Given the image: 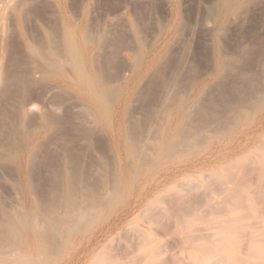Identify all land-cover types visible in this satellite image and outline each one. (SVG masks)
I'll use <instances>...</instances> for the list:
<instances>
[{
    "label": "bare ground",
    "instance_id": "1",
    "mask_svg": "<svg viewBox=\"0 0 264 264\" xmlns=\"http://www.w3.org/2000/svg\"><path fill=\"white\" fill-rule=\"evenodd\" d=\"M28 1L0 0V264H48L53 250L64 246H70L64 264L86 262L88 254L94 257L92 264H213L220 258H215L214 246L223 238L224 223L226 233L241 232L242 221L236 220L237 226L225 217L243 202L239 181L233 177L241 173L236 168L251 161L241 164L224 151L230 150L227 146L236 135L239 141L232 152L244 149L264 129V52L251 65L241 62V35L251 38L264 28V1L205 0L198 7L190 4L198 8L193 13L190 0H171L166 3V23L151 42L148 29L136 21L91 24L84 18L87 11L84 20H64L63 6L56 8L60 20L52 18L55 22L50 24L34 16L38 22L29 24L33 16ZM60 2L64 5L65 0ZM199 48L200 54L209 55L210 64L201 76L196 75ZM188 83L193 86L189 92L183 90ZM216 89L219 102L214 100ZM204 146L210 149L196 166L219 164L239 172L223 168L214 173L218 178L204 185L193 174L177 180L181 158ZM257 150L264 154V143ZM262 157L251 169L264 166ZM4 166H12V174H6ZM36 166L51 167H45L50 187L38 188ZM82 166L117 169L102 184L105 176L92 182ZM250 174L257 186L264 180V167ZM230 180L236 187L228 186ZM19 184L25 188L23 204L18 201ZM220 194L221 201L216 198ZM128 197L120 215L107 226L113 231L128 218L143 223L125 227L123 246L113 249L106 244L94 256L95 234L87 242L62 239ZM195 223L203 227L195 228ZM166 236L173 238L172 244L156 243ZM249 249L244 253L236 248L243 253H237V264L253 261L246 262Z\"/></svg>",
    "mask_w": 264,
    "mask_h": 264
},
{
    "label": "rangeland",
    "instance_id": "2",
    "mask_svg": "<svg viewBox=\"0 0 264 264\" xmlns=\"http://www.w3.org/2000/svg\"><path fill=\"white\" fill-rule=\"evenodd\" d=\"M168 1H170V2H168ZM173 1V0H172ZM186 1H188V0H186ZM207 1V0H206ZM205 0H190V2L188 1V5H189V7H190V9L192 10V8L194 9V7L197 5V7L199 6V4L201 3V2H206ZM264 1V0H263ZM28 2H30V6H29V8H32L33 9V7H34V11L32 10V9H29V10H31L30 12H32L31 13V16H33L32 18V20H28L27 21V23L29 22V24H34L33 22H31V21H35L36 23L38 22V21H36L37 20V17H38V20H39V18H40V20L42 21V19H43V21L44 20H46V22H48L49 23V21H53V22H55V21H57V20H60L61 18H60V16H59V10L58 9H56V8H62V6H63V10H61L62 11V18L64 19V20H73V21H75L76 19L77 20H84V18H85V21H88L89 20V22L91 23H93V24H95V23H99V21H101V22H103V23H110V22H108V21H111V23H120V24H132V22H138L139 23V25H145V27L148 29V35L146 36L147 38L149 37V39H147V41L148 42H151L152 41V37H153V39L156 37V35H157V32L161 29V28H159V27H163L164 25H165V23H166V16H165V14H166V5L168 4V3H171V0H65V2H64V5H62L61 4V2H60V0H30V1H28ZM52 2H53V4H52ZM60 2V3H59ZM138 2H139V4H138ZM167 3V4H166ZM263 3V2H262ZM138 6H137V5ZM190 4H194V5H191L190 6ZM261 5H263V4H261ZM144 6V7H143ZM150 6V7H149ZM256 6H257V4H256ZM52 7H53V10H54V8L56 9V10H58V11H56L55 10V12L52 10ZM157 7V8H156ZM254 7V6H253ZM253 7H251L252 9H254ZM28 8V7H27ZM65 8V9H64ZM69 8V9H68ZM90 8V9H89ZM27 10V9H26ZM35 10H36V12H35ZM90 10H91V12H90ZM147 10V11H146ZM197 10H198V8L196 9H194V11H193V13H197ZM50 11V12H49ZM71 11V12H70ZM86 11H87V13H86ZM137 11V12H136ZM144 11V12H143ZM149 11H150V13H149ZM28 13H29V11H27ZM41 12H42V14H41ZM44 12H45V14H44ZM54 12V13H53ZM58 14H57V13ZM83 12V13H82ZM141 12V13H140ZM143 12V13H142ZM152 12V13H151ZM53 13V14H52ZM72 13H74V16H73V14ZM87 15H86V14ZM134 13V14H133ZM35 14V15H34ZM50 14H52V15H50ZM54 14H57V17H56V15H55V17H54ZM63 14H64V16H63ZM89 14H91V15H89ZM158 14H159V16H158ZM79 16V17H76V16ZM81 15V16H80ZM84 15H86V17L84 16ZM144 15V16H143ZM28 16H29V19H31L30 17V13L28 14ZM34 16H37V17H34ZM45 16H47V17H49V16H52L51 18L49 17V18H47V17H45ZM83 16H84V18H83ZM89 16V17H88ZM140 16V17H139ZM148 16V17H147ZM41 17H42V19H41ZM89 19H88V18ZM152 17V18H151ZM163 17V18H162ZM28 18V17H27ZM47 18V19H46ZM52 18H54V20L52 19ZM56 18V19H55ZM57 18H59V19H57ZM87 18V19H86ZM132 18H133V21H132ZM108 19V20H107ZM39 20V21H40ZM160 20H162V23H163V21L165 22V23H163V24H161L160 25ZM52 21L50 22V24L52 23ZM115 21V22H114ZM119 21V22H118ZM154 21V22H153ZM45 22V21H44ZM125 22V23H124ZM135 22V23H136ZM140 22H141V24H140ZM142 22H143V24H142ZM151 22V23H150ZM91 23V24H92ZM146 23V24H145ZM153 24V25H152ZM246 25H247V23H245V25H244V29H243V31H245L246 30ZM144 27V26H143ZM153 27H155V28H153ZM146 29V30H147ZM154 29V30H153ZM259 30H260V32H259ZM258 30V32H257V34H252V37L250 38V36L249 35H247L246 34V36H244L245 35V33L244 34H242L241 35V37H242V39L241 40H243V41H241L242 42V45H243V47H244V54H243V56H241V62H244V64L243 63H241L240 65H245V64H252L254 61H256L257 59H258V57L260 56V54L262 53V52H264V28L263 29H259ZM153 31V32H152ZM151 32V33H150ZM156 33V35H153V34H155ZM254 36H256V37H254ZM244 38V39H243ZM246 38V39H245ZM256 38V39H255ZM151 39V40H150ZM257 40V41H256ZM252 41V42H251ZM248 42V43H247ZM248 44H250V45H248ZM262 44V45H261ZM258 45V46H257ZM255 46V47H254ZM262 46V47H261ZM248 49H247V48ZM263 50H261V49ZM246 49V50H245ZM259 49V50H258ZM250 52H249V51ZM199 51H201V49L199 48L198 49V52ZM197 52V56H196V62H199L198 64H199V66H198V74L196 73V75L197 76H201V74L203 75V73L202 72H204V73H206L207 71H208V69H209V55L206 53H204V51H203V53L205 54L204 56H203V54H200L201 52H199L198 53ZM247 53V54H246ZM208 55V56H207ZM246 56V57H245ZM199 57V58H198ZM207 57V58H206ZM204 58V59H203ZM244 58V59H243ZM248 58H250V60H249V62H248ZM198 59V60H197ZM247 60V62H246V60ZM206 62H204V61ZM208 60V61H207ZM244 60V61H243ZM200 61L202 62V63H200ZM246 62V63H245ZM208 63V64H207ZM203 64V65H202ZM206 66H205V65ZM202 66V67H201ZM205 67V68H204ZM206 67H207V69H206ZM243 67V66H242ZM204 70H206V71H204ZM201 71V72H200ZM200 72V73H199ZM189 84V85H188ZM186 86H185V88L183 89V90H185V91H190L191 89H192V84H190V83H188ZM189 89V90H188ZM215 90V89H214ZM218 89H216V91H217ZM215 91V93H214V100H216V101H218L219 102V96H220V93L217 91L216 92ZM218 100H217V99ZM147 103L148 104H150L149 103V101H147ZM147 103L145 102L144 103V105L146 104L147 105ZM145 105V106H146ZM224 105V104H223ZM150 106V105H149ZM148 105L146 106V107H149ZM219 107H221V105L219 106ZM223 109H224V106L222 107ZM222 108H220V109H222ZM252 119V118H251ZM253 120L254 119H252V122H253ZM251 125L252 124H250L249 126L251 127ZM249 126H248V128H249ZM247 127L245 128V130L246 129H248ZM261 131H263L264 132V129H262V130H260L258 133H256V134H254L253 135V138H251V139H253V140H250L249 142H248V144H246V145H244V149H241V150H235L234 152H232V150H233V146H235V145H237L238 144V141H239V138H237L238 139V141H236L237 139H235V137L236 136H239V135H236L233 139H231V142H232V140L234 141V142H232L229 146H227V147H231L230 148V150L229 151H224V153L225 154H229V153H232V154H230V156H232V158L235 160V159H237L238 161H240L241 162V164L243 163V162H245L246 160H251L252 161V164H251V161H250V163H249V161L247 162H245V163H247V164H245V166H241V168H240V166H237V168L236 169H238L241 173H237V172H239L238 170H236V169H232L233 167L231 166V168L229 167V166H219V164L218 165H215V166H210V167H208V166H205V167H207V168H205L204 166H196V164H198V163H200V161L202 160L201 158V156H205V153H207L208 151H209V149H210V147L209 146H204V147H201V148H198L197 150H195L194 152H192V153H190V154H188V155H186V156H184L183 158H181V161H180V163H178V165L177 166H179V172H180V174H179V177L178 178H176L177 180L179 179H181L182 177H184V176H186L187 174H193L192 176H196V178L198 179V182L201 184V185H204L205 183H212V181L214 180V179H216V178H214V176H216L214 173H222V171H223V168L224 169H226V167H227V169L226 170H232L233 172H235V173H237V174H239V175H237V174H234V176L233 177H235L236 176V178H234V179H236V181L238 182L237 184L240 186L239 188L241 189L240 190V194L242 193L243 194V196H242V201L243 202H240L238 205H237V207L235 208L234 207V209L233 210H235V211H232L231 213H230V215L228 214V215H226V217H225V221L226 222H232V223H234V222H236V223H234V225H237L238 226V221L240 220V221H245V224L244 223H242V222H240V225L238 226V227H240V231L241 232H239L238 233V235L240 236V239L238 238L239 236H237V234H234V235H232L231 233H226L227 231H226V229H225V227L227 228L228 227V225L226 226V223H224L225 225V227H224V229H225V231H224V229H223V232H224V234L222 233V236H223V240H225V241H223L222 239H220L221 241H219L215 246H214V248H215V250H214V252H216V255H215V258H216V256L218 255V257H220V258H216L215 259V261H213V264L215 263V264H219L220 262H222V264L224 263V264H237L235 261L237 260V258L240 256L239 254H243L242 252H244L245 253V249H248V248H250L249 249V251H248V256H246V262H247V260L250 262L251 260H253V261H251L250 263L251 264H264V240H262V239H264V212H263V207H264V185L262 184V183H264V180L263 181H257L258 183H259V185H257V186H255L254 184H252L251 183V179H252V177H253V175L252 174H250V170H253V169H255L256 167L258 168H263L264 166H254V168H252L251 169V167H253L252 165H253V163L255 162H257L256 164H260V159L262 160L263 159V157H262V155H264V154H262L261 152H259L258 150H257V147L259 148V147H261L262 145H263V143H264V134H263V132H261ZM251 137V136H250ZM256 137V138H255ZM259 138V139H258ZM260 138H261V140H260ZM235 139V140H234ZM259 142H257V141ZM253 141V142H252ZM245 142H246V138H245ZM253 144H252V143ZM263 142V143H262ZM259 145H258V144ZM260 143H262V145L260 144ZM235 144V145H234ZM256 144V145H255ZM249 145H250V147H249ZM247 146V147H246ZM256 146V147H255ZM249 147V149H247ZM252 147H253V149H252ZM228 152V153H227ZM238 152H240L241 154L239 155L238 154ZM235 155V156H234ZM203 156V157H204ZM236 157V158H235ZM199 159H200V161H199ZM259 159V160H258ZM193 160H194V162H193ZM254 161V162H253ZM254 163V164H255ZM193 166H192V165ZM244 164V163H243ZM249 164H251V166L249 167ZM185 165V166H184ZM191 166V169L189 168L190 166ZM214 165V164H213ZM8 167V168H7ZM4 166V171L6 170V174H7V172H8V170H10L11 172H10V174H12V169H14L12 166ZM40 167V166H39ZM38 166H36V168H37V172L36 171H34V178H37L36 180L34 179V182L36 183V184H38L37 186H38V188L39 189H43V188H45V187H50V178H51V175H50V172H49V170H45L47 167H49V166H42L43 168H39ZM46 167V168H45ZM83 168L85 167L87 170H89L88 171V175H90V176H92L91 178H92V182H94V180L96 181V180H100V178H102V177H104L105 176V178L104 179H101V180H103V182L102 181H99V182H101L102 184L103 183H105V182H107L108 180V178L110 179L112 176H113V174H114V172L116 171V169H117V166H90L89 168H88V166H82ZM96 167L98 168V169H96ZM184 167V168H183ZM195 167V168H194ZM234 167H236V166H234ZM245 167V168H244ZM248 167V168H247ZM12 168V169H11ZM49 168H51V167H49ZM93 168V169H92ZM197 168H201V171H200V169H197ZM203 168V169H202ZM243 168H244V170H243ZM250 168V169H249ZM35 169V168H34ZM45 171H44V170ZM48 169V168H47ZM91 169V170H90ZM94 169L96 170V171H94ZM36 170V169H35ZM43 170V171H42ZM99 170H100V172H99ZM183 170V171H182ZM190 172H189V171ZM14 171V170H13ZM99 172V174H100V176H99V174H98V172ZM243 171V172H242ZM92 174H91V173ZM97 174H96V173ZM103 172V173H102ZM104 172H105V174H104ZM182 172V173H181ZM197 172V173H196ZM201 172V173H200ZM5 173V172H4ZM37 173V174H36ZM44 173V174H43ZM47 173V174H46ZM200 173V174H199ZM9 173H8V175H10ZM36 174V175H35ZM38 174H40V176L38 175ZM101 174H103V175H101ZM185 174V175H184ZM213 174V176H211ZM46 175H49V176H47L48 178H46L45 176ZM96 175H98L97 177H96ZM181 175V176H180ZM183 175V176H182ZM200 175H203V178H204V180H206V181H203L202 182V176H200ZM206 175V176H205ZM37 176V177H36ZM39 176V177H38ZM93 176H94V178H93ZM108 178H107V177ZM207 176H210L209 178H211V179H208V177ZM240 176H243V177H247L245 180L243 179V177H240ZM217 177V176H216ZM219 177V176H218ZM217 177V178H218ZM38 178H39V180H38ZM98 178V179H97ZM107 178V179H106ZM240 178H242L241 180H240ZM43 179V180H42ZM238 179V180H237ZM40 180L42 181V183L40 182ZM249 180H250V182H249ZM38 181H39V183H38ZM46 181H47V183H46ZM242 181L244 182H246V183H244V184H242ZM7 182V181H6ZM6 182H4L5 184H6ZM45 182V183H44ZM229 182H231V183H229L228 184V186L229 187H231V185L230 184H234V181H232V180H230ZM256 182V183H257ZM40 183H41V186H39L40 185ZM236 183V182H235ZM257 183V184H258ZM260 183H261V185H260ZM209 185H211V184H209ZM236 185V184H235ZM234 185V186H235ZM238 185H237V187H238ZM243 185V186H242ZM246 185H247V187H246ZM252 185H254V188H253V186ZM5 186V185H4ZM45 186V187H44ZM234 186H232L231 188H233ZM250 186H251V188H250ZM260 186V187H259ZM8 187V184L5 186V188L6 189H8L7 188ZM236 187V186H235ZM257 189H256V188ZM262 187V190L260 189ZM18 188L20 189V190H18L19 192L21 191V193L20 194H22V195H20L19 193H18V197H19V199H18V201L20 200L21 201V199H22V201L21 202H19L20 204L22 203H24V201H25V196H24V194H25V192H23L24 191V187L22 186L21 187V185L19 184L18 185ZM24 188V189H23ZM252 190V191H251ZM261 190V191H260ZM257 191L259 192V193H257ZM250 192H252V193H250ZM256 192V193H255ZM253 193H254V195H253ZM261 193V194H260ZM245 195V196H244ZM252 195H253V197H252ZM262 195V196H261ZM21 196H22V198H21ZM222 196V197H221ZM224 194H220L219 196L217 195V197L216 198H218L220 201L221 200H223L224 199ZM260 196V197H259ZM226 197V196H225ZM244 197V198H243ZM254 197H255V200H254ZM257 197V198H256ZM258 198H260L259 200H258ZM217 199V200H218ZM244 199V200H243ZM218 200V201H219ZM260 200H262L263 201V203H262V201H260ZM125 201H127L126 202V204L129 202V197L128 198H125L124 199V204H122L121 205V203L117 206L116 205V207L113 209V210H111V211H107V210H104L105 211V213H104V211H101L100 212V214H98V216L96 217V220L97 221H95V219H93L92 221H90V223H88V224H85V226L84 225H82L81 227H78V229H80V231H78V230H75V231H73L72 233H70L69 234V232H68V234H66V235H63V237H62V239L63 240H75L76 241V239H77V241L78 240H83V241H86L87 242V240H90L91 238L90 237H92V238H94L95 237V235H96V240H95V245L93 246L95 249H97L96 251L97 252H95V254H94V256H96L97 254H98V252L103 248V246H105L106 244H108V245H110V247L111 248H118L119 246L121 247V246H123L124 245V243H125V240H123L122 238L124 237V235L126 234V231H125V227H127L128 225H130L131 223H132V225H136V226H139V225H142L143 223L141 222V221H132L131 220V218H128V219H125V220H123V222L121 221L120 223H118L119 225L118 226H115L114 228H116V229H112L113 231H109L108 232V228H107V226H109V224H111L112 222H114L116 219H117V217L120 215V213L119 212H121L123 209V207L126 205L125 204ZM244 201H245V203H244ZM257 202V205H256V203L255 202ZM241 203H242V205H241ZM58 205H59V203H57ZM246 206H247V209H244V207L246 208ZM260 206V207H259ZM117 207H119V208H117ZM257 207V208H256ZM259 207V208H258ZM239 208V209H238ZM54 209H56V208H54ZM237 209V210H236ZM241 209V210H240ZM257 209H258V211H257ZM261 209V210H260ZM118 210V211H117ZM239 210V211H238ZM56 211V210H55ZM117 211V212H116ZM260 211V212H259ZM237 212H239V213H237ZM263 212V213H262ZM99 213V212H98ZM110 213H112V214H110ZM260 215H259V214ZM110 214V215H109ZM235 216H234V215ZM44 214H40V217H42L43 219H45V217L43 216ZM116 215V216H115ZM233 215V220L231 219L230 220V216H232ZM239 215V216H238ZM259 215V216H258ZM102 218H101V217ZM107 216H108V218H107ZM229 216V217H228ZM238 216V217H237ZM253 216V217H252ZM255 216V217H254ZM258 216V217H257ZM226 218L227 219H229L228 221L226 220ZM235 218V219H234ZM241 218V219H240ZM105 219V220H104ZM106 219H107V221H106ZM109 219V220H108ZM114 219V220H113ZM102 220L103 221H105L104 223H103V225H102ZM236 220H238V221H236ZM132 221V222H131ZM260 221V222H259ZM99 222V223H98ZM248 222H250L251 224H252V226H251V224L250 223H248ZM259 222V223H258ZM140 223V224H139ZM230 224V223H227V224H230V226H233V224ZM242 223V224H241ZM94 224V225H93ZM195 224H197L198 225V227H197V225L195 226V228H201V227H203L202 225H199V223H195ZM201 224V223H200ZM250 224V225H249ZM102 225V226H101ZM255 227H254V226ZM257 225V226H256ZM261 225V226H260ZM88 226H90V228L88 227ZM94 226H96V227H94ZM106 226V227H105ZM263 226V227H262ZM83 227V229H81ZM104 228L103 229V231L105 232H103V233H100L99 232V230L101 229V228ZM254 227V228H253ZM256 227H258V228H256ZM261 227V228H260ZM88 228H89V230H88ZM97 228V229H96ZM100 228V229H99ZM107 228V229H106ZM124 228V229H123ZM230 228V227H229ZM253 228V230L251 231V229ZM256 228V229H255ZM85 229V230H84ZM106 229V230H105ZM254 229H255V231H254ZM259 229V230H258ZM88 230V231H87ZM94 230H96V231H94ZM185 230V228H183V229H181L180 231H184ZM247 230H249V231H247ZM261 230V231H260ZM91 231V232H90ZM93 231V232H92ZM242 231H244V233L242 232ZM246 231H247V233H246ZM257 231H259V232H261L262 233V231H263V234H255ZM248 232H251V234L248 236V237H246L247 235H248ZM255 232V233H254ZM88 233V234H87ZM90 233H91V236H90ZM206 234H208V233H210V231H206L205 232ZM240 233H241V235H240ZM258 233V232H257ZM85 234V235H84ZM92 234H93V236H92ZM95 234V235H94ZM105 234V235H104ZM110 234V235H109ZM252 234L254 235L253 237H252ZM71 235V236H70ZM73 235V236H72ZM100 235V236H99ZM259 235V236H258ZM260 235H261V238H260ZM82 236V237H81ZM99 236V237H98ZM104 236H106L107 237V239H106V237H104ZM126 236V235H125ZM237 236V237H236ZM255 236H257V237H255ZM262 236H263V238H262ZM79 237V238H78ZM88 237V238H87ZM102 237V238H101ZM101 238V239H100ZM231 238V239H230ZM242 238V239H241ZM244 238H245V241H244ZM248 238V239H247ZM249 238H250V240H249ZM251 238H252V242H251ZM259 239V240H255V239ZM86 239V240H85ZM112 240V241H111ZM229 240H232V242L231 241H229ZM262 240V241H261ZM109 241V242H108ZM246 243V245H245V243ZM98 242V243H97ZM105 242V243H104ZM224 242L226 243V244H224ZM231 242V243H230ZM237 242V243H236ZM240 242L241 243H243V244H241V246L242 247H240ZM104 243V244H103ZM156 243H160V244H162V246H169L170 244H172L173 243V238L171 237V236H166V237H163L162 238V240H158ZM223 243V244H222ZM229 243V244H228ZM99 244H100V246H99ZM103 244V245H102ZM228 244V245H227ZM235 244V245H234ZM224 245V246H223ZM225 246H226V248H225ZM232 247V248H230V247ZM235 246H236V248L237 249H240V250H236V248H235ZM245 246H246V248H245ZM67 247V248H66ZM69 247L70 246H64V247H62V248H60V249H54L53 250V252H52V254H54V255H51L50 257H49V259H46V260H48V264H64V261H66V259H67V257L69 256V251H67L68 249H69ZM92 247V249H94ZM100 247V248H99ZM228 247V248H227ZM238 247H240V248H238ZM255 247V248H254ZM218 248L220 249V250H218ZM172 249H175L174 247L172 248ZM263 249V250H262ZM60 250H64V251H60ZM218 250V251H217ZM236 250V251H235ZM243 250H245V251H243ZM260 250V251H259ZM56 251H58V252H56ZM175 251V250H174ZM240 251V252H239ZM65 254H64V253ZM236 252V255L234 254ZM239 252V254H237ZM247 252V251H246ZM262 252V253H261ZM249 253H250V256H249ZM253 253H255V254H253ZM61 254H62V256H61ZM225 254V256H224V258H222L223 257V255ZM60 255V256H59ZM67 255V256H66ZM220 255H222V256H220ZM53 256V257H52ZM55 256H57V258L55 257ZM65 256V257H64ZM231 256V257H230ZM252 256V257H251ZM256 256V257H255ZM258 256V257H257ZM201 257V256H200ZM225 257H226V259H225ZM236 257V258H235ZM248 257V258H247ZM53 258V259H52ZM94 257L93 256H91L90 254H88L87 255V257H86V262H85V260L81 263V264H92V259H93ZM138 258V256H136L134 259H137ZM164 258H166L165 260H164ZM163 259H162V261L163 262H166L167 261V256L166 257H164ZM251 260H250V259ZM256 258V259H255ZM90 261H89V260ZM202 259V258H201ZM255 259V260H254ZM259 259H261V260H259ZM51 260V261H50ZM221 260V261H220ZM257 260V261H256ZM89 261V262H88ZM217 261L219 262V263H217ZM51 262V263H50ZM250 263H248V264H250ZM165 264V263H164ZM221 264V263H220Z\"/></svg>",
    "mask_w": 264,
    "mask_h": 264
}]
</instances>
